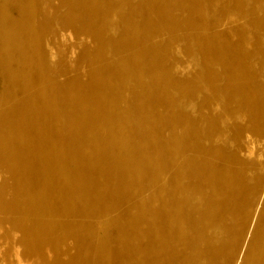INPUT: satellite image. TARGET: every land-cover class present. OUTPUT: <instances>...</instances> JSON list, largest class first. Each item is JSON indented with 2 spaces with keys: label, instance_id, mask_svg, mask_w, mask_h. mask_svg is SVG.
Instances as JSON below:
<instances>
[{
  "label": "bare ground",
  "instance_id": "bare-ground-1",
  "mask_svg": "<svg viewBox=\"0 0 264 264\" xmlns=\"http://www.w3.org/2000/svg\"><path fill=\"white\" fill-rule=\"evenodd\" d=\"M0 76V251L264 264V0H0Z\"/></svg>",
  "mask_w": 264,
  "mask_h": 264
},
{
  "label": "rangeland",
  "instance_id": "rangeland-1",
  "mask_svg": "<svg viewBox=\"0 0 264 264\" xmlns=\"http://www.w3.org/2000/svg\"><path fill=\"white\" fill-rule=\"evenodd\" d=\"M194 20V17H188L184 20L185 26L191 23ZM74 35H72L69 39L68 44V62L72 66V72L71 77L78 74L79 77L85 78L87 73V68L84 64V62L80 61L79 58V41H76V38ZM225 40L230 41V38H225ZM78 43V44H77ZM87 46H92V44L87 40L85 43ZM175 57L179 60L178 66H176V69L174 71L175 76H191L195 74V69L192 67L190 62L188 61V58L184 53L181 51V49L175 50ZM77 67V68H75ZM75 68V69H74ZM74 69V70H73ZM2 79L0 76V89H1ZM253 152L251 160H255V164L257 169L261 170L260 174L263 175L261 187L264 188V143L263 142H254L252 145ZM264 204V189L259 201V206L255 212V215L253 217V221L248 233V236L245 241V246L250 240V235L254 229V227L257 224L259 213L263 208ZM13 249V248H12ZM14 251L7 253V251L3 250L0 251V264H36L33 259L31 258H25L22 254L20 249H17L18 252H16V249H13Z\"/></svg>",
  "mask_w": 264,
  "mask_h": 264
}]
</instances>
